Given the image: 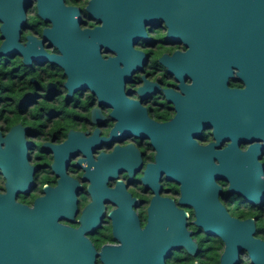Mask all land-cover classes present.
<instances>
[{"label": "flooded vegetation", "instance_id": "obj_1", "mask_svg": "<svg viewBox=\"0 0 264 264\" xmlns=\"http://www.w3.org/2000/svg\"><path fill=\"white\" fill-rule=\"evenodd\" d=\"M32 1L18 52L0 53V194L13 176L16 202L33 208L66 176L78 185L77 213L60 222L78 228L91 202L90 173L100 168L115 172L108 187L126 184L141 227L154 197L186 214L197 250L178 248L171 262L220 264L225 244L205 233L206 220L251 221L264 241V47L208 54L170 36L162 17L139 38L101 29L91 0H62L79 28L48 38L43 31L53 25ZM4 40L0 31V47ZM105 207L102 226L89 234L98 252L116 243L99 244L100 230L111 232L114 206ZM237 256L249 264L241 247Z\"/></svg>", "mask_w": 264, "mask_h": 264}, {"label": "water", "instance_id": "obj_2", "mask_svg": "<svg viewBox=\"0 0 264 264\" xmlns=\"http://www.w3.org/2000/svg\"><path fill=\"white\" fill-rule=\"evenodd\" d=\"M32 2L0 0V31L5 39L1 54L18 52L17 40ZM36 9L53 25L43 31L48 38L53 32L62 37L79 28L76 10L65 8L62 0H37ZM88 10L104 21L101 29L115 28L137 38L162 17L170 36L181 37L186 45L208 54L226 45L264 47V0H91ZM0 169L5 173L1 163ZM114 173L100 168L90 173L91 202L83 209L78 228L60 222L77 213L78 185L73 186L68 177L61 176L56 188H45V195L28 208L16 202L19 182L8 176L7 193L0 194V264H167L178 248L195 254L197 244L186 228V214L171 200L154 197L141 227L134 209L137 200L126 184L118 181L114 188L108 187ZM108 201L114 206L107 218L116 243L105 244L98 252L89 234L102 226ZM199 224L224 242L220 264H239V247L246 251L249 264H264V241L253 236L251 221L223 218Z\"/></svg>", "mask_w": 264, "mask_h": 264}, {"label": "trees", "instance_id": "obj_3", "mask_svg": "<svg viewBox=\"0 0 264 264\" xmlns=\"http://www.w3.org/2000/svg\"><path fill=\"white\" fill-rule=\"evenodd\" d=\"M100 232L104 234V237H101L99 244L115 241L109 228L102 229L100 230ZM190 263L187 262L185 264H190ZM169 264L171 263L169 262ZM172 264H183V263H177L176 261H172Z\"/></svg>", "mask_w": 264, "mask_h": 264}, {"label": "rangeland", "instance_id": "obj_4", "mask_svg": "<svg viewBox=\"0 0 264 264\" xmlns=\"http://www.w3.org/2000/svg\"><path fill=\"white\" fill-rule=\"evenodd\" d=\"M100 236H101V237H104V234L102 233V234H100ZM168 260H169V259H168ZM168 260H167V263H169V262H170V263L172 264V262H171L170 260H169V261H168ZM173 261H174V259H173ZM245 263H247V261H246V260H245Z\"/></svg>", "mask_w": 264, "mask_h": 264}]
</instances>
